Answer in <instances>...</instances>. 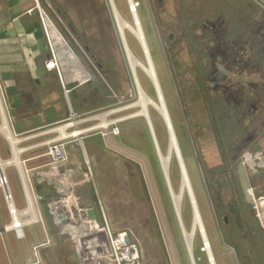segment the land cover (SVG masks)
<instances>
[{"label":"crops","instance_id":"0c3cea01","mask_svg":"<svg viewBox=\"0 0 264 264\" xmlns=\"http://www.w3.org/2000/svg\"><path fill=\"white\" fill-rule=\"evenodd\" d=\"M48 2L55 6L54 15L41 10ZM80 6L90 14L93 7L94 13L95 7L105 10L101 0H0V174L7 179L22 235L11 228L0 189V264H28L33 253L36 264H112L105 225L127 233L141 264H196L182 242L174 245L173 259L153 227L135 141L124 136L123 128L117 136L103 137L111 125L110 91L105 66L96 64L93 72L86 63L96 61L91 46L95 22L80 15ZM98 25L106 43V24ZM63 28L72 38L68 44ZM52 54L61 77L46 68ZM81 68L93 72L102 88ZM97 98L99 105L88 106ZM75 114L83 118L78 126L68 123ZM63 127L71 138L56 142ZM52 143H65L67 162L51 164L46 150ZM222 256L227 264H236ZM197 261L209 264L207 258Z\"/></svg>","mask_w":264,"mask_h":264},{"label":"rangeland","instance_id":"374dc122","mask_svg":"<svg viewBox=\"0 0 264 264\" xmlns=\"http://www.w3.org/2000/svg\"><path fill=\"white\" fill-rule=\"evenodd\" d=\"M202 1H191L192 13L198 6H201ZM101 2L105 7L104 11H97L98 7H95L96 11L94 13L93 7L90 8V14L84 7H79V10H81L80 15L85 20L95 22V28L92 30L93 36L91 37L95 43L93 42L91 46L96 55V61L89 60L86 63L93 72L98 70L96 64L105 66V75L104 73L103 75L110 91V129L111 126H116L121 132V128H123L124 136L129 140H134L137 145L136 151L143 159L142 165L144 167L146 192L151 208L153 227L162 237L168 252L173 258L174 245L178 244L179 247V243L182 242L185 250L188 247L185 235L190 234L193 228V207L189 194L182 190L179 217H176L170 195L171 192L178 195L181 191V175L177 160L174 155H171L168 166V179H166L162 173L155 143L151 140L145 120L140 116H134L139 109L133 106L137 102V94L130 72V65L126 58L109 2L108 0H101ZM134 2L138 3L137 10L151 58L173 122L178 144L191 181L193 194L196 202H198V212L207 232L213 256L219 264H227L224 259H221L223 258L222 253L226 254L236 264H247L248 260L243 247L242 234L237 229L234 218L228 210V204L232 200L242 203L241 189L234 173H222L218 170L221 164V157L216 152L215 147H213L212 132L206 122L201 103L191 101L190 97L185 93L193 79V75L184 74V67L191 64V52L187 44H181V42L175 46L167 40L170 32H182V28L179 26L174 27L172 22L175 16L176 2L175 0H165L163 6H158L155 0H134ZM113 3L119 16L124 21L132 24L127 0H113ZM229 4L227 0L224 3V5ZM43 9L54 15L55 6L53 3L48 2L45 6H41V10ZM82 10L87 11L89 14H84ZM65 15L68 17V14ZM56 21L60 23L63 19L58 16ZM98 21H104L106 24V43L104 42V37L101 36ZM65 22L64 25L67 28ZM65 28H63V31H65L64 39L68 44L72 41V38L70 32H68L69 30ZM124 35L128 50L135 58L143 62V53L138 41L128 31H125ZM175 55H177L176 59ZM86 63L85 68L87 67ZM136 80L148 97L155 100L151 81L139 69H137ZM99 97L100 95H98ZM98 98L95 102L91 101L88 106L99 105L101 100L97 101ZM149 111L152 119H154L153 127L158 152L165 156L168 150V133L165 124L152 108H149ZM70 119L68 123L78 126L83 118L75 114ZM114 122L116 123L112 124ZM134 125L137 130L133 129ZM70 133V130L67 131L64 135L67 138L61 136L56 142L69 140L71 138L69 137ZM216 183L220 184L219 188L216 187ZM242 211L245 230L248 235L249 225L255 224L254 227L257 228L256 221L255 217L250 214V207L244 202ZM225 220H228V224H225ZM173 231H175L177 237L173 236ZM130 240L133 242L131 238ZM260 245H264L263 235ZM236 250L239 254L235 253ZM191 252L196 264L198 263V257L205 260L207 258L204 241L198 228H194L192 234ZM240 255L244 257L242 258Z\"/></svg>","mask_w":264,"mask_h":264},{"label":"flooded vegetation","instance_id":"af4514ba","mask_svg":"<svg viewBox=\"0 0 264 264\" xmlns=\"http://www.w3.org/2000/svg\"><path fill=\"white\" fill-rule=\"evenodd\" d=\"M164 1L155 3L163 6ZM191 1L175 0L172 22L182 32H170L167 40L175 46L187 44L191 52V64L184 67V74L193 79L185 93L201 103L213 147L221 157L218 170L234 173L241 189L236 172L239 165L245 169L252 204L246 202L242 189V203L232 200L237 203L242 229L229 213L242 234L247 264H264V245H260L264 212L259 206L264 198V8L253 0H227L229 5H224L226 0H203L192 13ZM243 202L257 226L249 225L248 235Z\"/></svg>","mask_w":264,"mask_h":264},{"label":"bare ground","instance_id":"6f19581e","mask_svg":"<svg viewBox=\"0 0 264 264\" xmlns=\"http://www.w3.org/2000/svg\"><path fill=\"white\" fill-rule=\"evenodd\" d=\"M109 2L111 4L113 16H114V19H115V22L117 25V29L119 32L120 39H121L122 44H123V48H124V51L126 54V58H127L128 63L130 65V72H131L132 78L134 80L135 88H136L137 102L133 106L138 108L139 111L134 116H140L146 122V125L149 129L152 141H154V143H155V149L158 153L159 163H160V167L162 169V173H163L164 177L166 179H168V166L170 163L171 155L175 156L177 163H178V166H179L180 175H181V187H180L181 191L178 195L174 194L173 192H171V195H170L176 217H179V203L181 200L182 190H185L189 194V197L191 200V205L193 207V214H194V222H193L194 224H193V228H192L191 233L185 235L190 259H192V261H193V258H192L193 256H192V252H191L192 234H193L194 228H198L200 231L201 237L204 241V244H205V252L207 255L208 263L209 264H216L215 258L213 256V253L211 250L210 241H209L208 236H207V232H206V230L202 224L201 217H200V214L198 212V207H197L198 202H196V199H195L194 194H193L189 174L187 172V169H186V166L184 163V159H183V156H182L179 144H178V140H177V136L175 133V129L173 126L172 119H171L170 114L168 112L166 102H165L163 93L161 91V87H160V84L158 81V77H157V73H156V70L154 67L153 60L151 58L150 50H149V47L147 44V40H146L144 30L142 27V23H141L139 14H138V10H137V8H135V10H132V11L129 10L131 17H132V24H129L128 22L124 21L119 16L118 12L116 11V8L114 7L113 0H109ZM127 2L131 6H132V4L135 5L134 0H127ZM125 31H128L138 41V43L141 47L142 53H143V58H144L143 62L138 60L137 58H135L132 55V53L128 50V48L126 47L125 35H124ZM137 69H139L141 72H143L151 81L153 88H154L155 100L148 97V95L145 93V91L137 83V80H136ZM149 108H152L159 115V117L162 119V121L165 124L166 130L168 133V150H167V153L165 156H163L162 154H160L158 152V147L156 144L155 133H154V127H153L154 126V124H153L154 119H152V117L150 115ZM65 128L66 127L61 128V132H62L63 136L65 135V133H64ZM0 131H2V130H0ZM6 135H8V134H6ZM64 137L67 138V136H64ZM0 165H1V163H0ZM1 169L2 168H0V170Z\"/></svg>","mask_w":264,"mask_h":264},{"label":"built area","instance_id":"2783aa9c","mask_svg":"<svg viewBox=\"0 0 264 264\" xmlns=\"http://www.w3.org/2000/svg\"><path fill=\"white\" fill-rule=\"evenodd\" d=\"M264 2V0H262ZM129 4V3H128ZM132 6L129 4V10H135L138 8V3H134ZM40 20L43 26V30L47 40L49 41V35L47 27L42 15V12L39 11ZM46 68L49 70H54L57 72L58 76L61 77L60 70L58 67L57 59L54 54H52L51 59L47 62ZM116 122L112 123L115 124ZM120 130L116 126H112L111 129L103 133V137L110 138L111 136L119 135ZM46 155L50 159L51 164L59 165L68 160V154L65 150V143H52L47 146ZM0 189L4 195L5 202L8 206L9 214L12 217V226L11 228L15 231L16 235L20 238V223L16 221L15 214L16 209L14 208L12 196L8 189L7 179L4 175L0 174ZM262 199V198H261ZM259 206L264 212V198L259 201ZM261 214V212H260ZM107 242L109 244V253L112 264H141L140 253L136 244L131 242L129 236L125 232H112L107 225H105ZM205 248V244H204ZM35 249V248H34ZM37 254L33 253L32 258L28 261V264H36Z\"/></svg>","mask_w":264,"mask_h":264},{"label":"water","instance_id":"95a60500","mask_svg":"<svg viewBox=\"0 0 264 264\" xmlns=\"http://www.w3.org/2000/svg\"><path fill=\"white\" fill-rule=\"evenodd\" d=\"M253 1H255L258 5H260L264 8V2L262 0H253ZM69 47L71 48V50L75 54L78 64L82 65V58H81L79 52L75 49V47L72 44H69ZM81 70L85 71V75L90 76V78L98 85L99 88H102L101 82L98 80V78L95 76V74L93 72H91L89 69H83V68H81ZM236 175L239 179L240 186H241V189H242V192H243V195L245 197L246 202L249 204H252L253 200H252V194H251L250 187H249V182H248V179L246 176L245 169L242 165H239L237 172H236ZM229 211L235 215V218L237 220V224L242 229L243 224H242L240 212H239L236 201H232L229 203ZM243 239H244L245 247H246V249H248L247 238L244 236Z\"/></svg>","mask_w":264,"mask_h":264}]
</instances>
